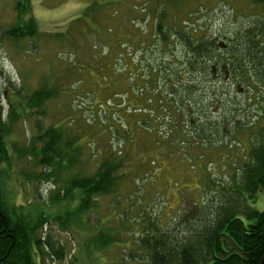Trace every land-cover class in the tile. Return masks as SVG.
I'll use <instances>...</instances> for the list:
<instances>
[{
  "label": "trees",
  "instance_id": "obj_1",
  "mask_svg": "<svg viewBox=\"0 0 264 264\" xmlns=\"http://www.w3.org/2000/svg\"><path fill=\"white\" fill-rule=\"evenodd\" d=\"M157 1L163 4L155 14L151 30L147 31V41L158 45L163 53L175 45L182 46L181 60L168 62L162 68L150 61L146 66L132 61L126 64L122 50L127 42L121 32L124 22L136 20L126 19L117 7L111 12L112 4L94 1L75 24H86L83 30H96L94 50H98L102 39L108 41V36L112 43L108 44L107 52L91 48L83 51L85 63L67 68L64 86L58 83L49 86L47 82L33 92L28 105L39 119L35 123L36 135L27 144L11 145L8 141L9 118L14 117L15 123L18 116L13 112L9 118L4 117L0 88V264H47L52 255L62 260L65 247L55 251L51 239L43 237L48 224L72 229L73 233L92 231L81 245L87 259L95 256V261L102 260L101 255L107 250L123 248L128 243L120 236L118 218L101 217L103 200L113 198L114 208H119L122 200L127 199L128 184L164 170L162 156L184 162L190 160L187 152L191 149L201 152L213 147L222 149L224 144L233 142L244 145L245 158L232 184L228 188L219 186L217 201L207 208L202 206L195 220L183 219L177 214L166 227L159 219L146 220L141 234L132 246L128 245V257L131 262L141 258L145 264H263L264 210L252 208L249 201L256 202L259 194H264V24L253 23L230 46H223L203 33V27L192 26L190 20H181L175 13L170 18L174 0ZM258 1L264 3V0ZM131 8L138 10L140 18L146 17L142 14L145 10L142 5ZM17 9L20 17L28 16L30 0H22ZM195 14H189L188 18ZM106 15V23H110L103 25ZM9 35L20 40L35 39L39 34L35 20L29 18ZM133 39L129 43H134L136 38ZM216 72L227 76L234 87L204 94L198 78H212ZM71 80L74 85H66ZM240 86L254 100L259 116L255 124L248 122L244 127L241 121L236 124L226 117L205 119V114L211 113L214 106L203 102V107L200 106L198 97L207 96L206 100L220 105ZM63 89L66 97L74 93L76 97L90 99L93 120L89 124L96 129L91 134L90 156H86L90 132L85 128L68 123L47 125L43 108L49 101L61 98ZM244 128L251 132L246 144L239 141ZM131 145L153 147V153L146 156L148 160H141L143 166L133 167L131 162L135 158L128 148ZM179 145L184 151L182 154L177 150ZM26 156L34 159V169L22 174L24 181L46 176L55 188L48 204L59 206L69 202L75 205L73 208L52 216L40 206L30 208L15 202L10 187L13 159ZM89 159H95L92 165ZM38 167H50L52 171L38 173ZM142 172L144 175L138 177ZM208 179L210 186H216L215 180Z\"/></svg>",
  "mask_w": 264,
  "mask_h": 264
},
{
  "label": "rangeland",
  "instance_id": "obj_2",
  "mask_svg": "<svg viewBox=\"0 0 264 264\" xmlns=\"http://www.w3.org/2000/svg\"><path fill=\"white\" fill-rule=\"evenodd\" d=\"M21 1L0 0V88L4 117L9 118L8 115L13 112L18 116L15 123L12 120L14 117L9 118L8 121L10 127L8 141L11 145L27 144L31 140L30 137L36 135L35 123L39 118L33 114L28 105V98L33 92L42 85H46L47 82L49 86L52 84L55 86V83L64 86L67 68L72 67L73 64L85 63L86 60L82 57L83 51H89L90 48L95 49L96 30H83L86 24H75V20L83 15L85 9L92 2L112 4L111 12L114 7H117L126 19L136 20L133 23L124 22V29L121 32L127 42L126 47L122 50L126 56V64L132 61L135 64L146 66V63L150 61L154 66L162 68L168 62L179 61L184 56V50L180 45H175L170 48L171 51L163 53L162 49H158V45L154 43L150 45V42L147 41V31L151 30L155 14L162 7L161 1L30 0L31 13L23 18L18 15L17 11V6ZM173 2V11H169L170 18L175 13L181 20H190L192 26L203 27V33L217 39L218 44L223 46L225 44L230 46L232 40H235L246 27L253 23L264 24V3L262 4L258 0H174ZM135 5H142V8L145 9L142 12L146 16L144 19L140 18L138 10L135 11L131 8ZM193 12L196 13L195 16L188 18L189 14ZM29 18L35 20L39 34L37 38L17 40L9 35L12 29L22 26ZM107 18L108 15L103 18V25L110 23V21L106 23ZM135 23H137L136 27L133 26ZM70 31H72L71 35H69ZM109 37H107L108 41L102 39L100 43L104 50L100 47L101 45L98 46V50L107 52L108 44L112 43ZM132 37L136 39L131 44L129 42ZM59 78H62V81ZM198 80L202 84L204 94L215 89L229 90L234 87L227 76L223 77L220 74L213 75L208 79L199 77ZM66 85H74V80L67 82ZM63 92L61 98L49 101L43 108L47 113V125L64 126L68 123L74 125L73 127L85 128L90 132L86 139V156H90L92 154L89 147L92 140L91 134L96 132V129H93L89 124L93 120L90 99L76 97L74 93L66 97L64 89ZM120 92L126 91L121 90ZM232 93L231 98H225L220 105H216L214 101L210 102V99L206 100L207 96L198 97L197 102L200 106L203 107V103L205 105L212 103L214 106L211 113L205 114V119L217 120L220 117H226L236 124L241 121L244 127L248 122L255 124L259 116L250 94L243 86L237 90L234 89ZM250 135L251 132L249 133L247 128H244L239 136V141L246 144ZM128 148L133 152L135 158L131 162L133 167L143 166L144 162L141 160H148L146 156L153 153V147L148 145L139 146V148L131 145ZM177 150L181 154L184 152L182 149L180 150V145ZM192 151L194 150L191 149L190 154L187 152V158L190 160L185 159L184 162L177 163V158L162 156L161 163L165 166L164 170L145 175L143 179L134 180L133 184H128L127 199L122 200L119 208H114L113 198L102 201L99 211L101 217L106 219L110 216V218H118L120 221L119 226L122 229L120 236L124 241H128L123 245V248L113 247L107 250L101 255L102 260L95 261V256H91L92 259H87L81 244H84L92 231L90 233H85V231L73 233L72 229L63 230L55 224H48L43 230V237L51 239L50 242L55 251L64 246L65 253L62 260H56L53 255V259L48 257L47 264H145L141 258L131 262L128 257L130 248L128 245L132 246L134 240L141 234L142 224L146 220L159 219V223L166 227L173 223L177 214L183 216V219L195 220V216L198 215V210L202 206L207 208L217 201L219 186L224 185L225 188H228V185L232 184L233 178L239 175V168L246 154L244 145L236 142L224 144L222 149L215 147L207 151L202 149V152H206L205 155H202L200 150ZM162 153L165 152L161 151ZM89 160L90 165L95 161V159ZM33 165L34 159L31 157L26 156L22 159L14 157L13 159L10 187L15 202L28 205L30 208L40 206L52 216L61 214L70 207L73 208L75 205L69 204V202H63L59 206L48 204L55 188L53 189V185H50L52 182L48 181L46 176L44 179L24 181L22 174L32 171ZM36 170L38 173L52 171L50 167H38ZM145 172L139 174L138 177L144 175ZM208 178L215 180L216 186H210ZM135 181L136 184H134ZM249 206L263 211L264 194L260 193L256 202L249 201Z\"/></svg>",
  "mask_w": 264,
  "mask_h": 264
},
{
  "label": "bare ground",
  "instance_id": "obj_3",
  "mask_svg": "<svg viewBox=\"0 0 264 264\" xmlns=\"http://www.w3.org/2000/svg\"><path fill=\"white\" fill-rule=\"evenodd\" d=\"M246 58V57H245ZM248 58V57H247ZM256 75V74H255Z\"/></svg>",
  "mask_w": 264,
  "mask_h": 264
},
{
  "label": "water",
  "instance_id": "obj_4",
  "mask_svg": "<svg viewBox=\"0 0 264 264\" xmlns=\"http://www.w3.org/2000/svg\"><path fill=\"white\" fill-rule=\"evenodd\" d=\"M263 264H264V261H263Z\"/></svg>",
  "mask_w": 264,
  "mask_h": 264
}]
</instances>
